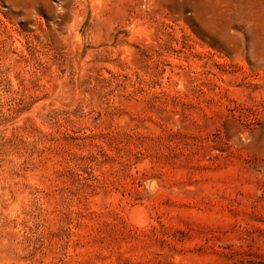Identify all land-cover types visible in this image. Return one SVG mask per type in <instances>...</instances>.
<instances>
[{
  "label": "rangeland",
  "instance_id": "1",
  "mask_svg": "<svg viewBox=\"0 0 264 264\" xmlns=\"http://www.w3.org/2000/svg\"><path fill=\"white\" fill-rule=\"evenodd\" d=\"M0 264H264V0H0Z\"/></svg>",
  "mask_w": 264,
  "mask_h": 264
},
{
  "label": "bare ground",
  "instance_id": "2",
  "mask_svg": "<svg viewBox=\"0 0 264 264\" xmlns=\"http://www.w3.org/2000/svg\"><path fill=\"white\" fill-rule=\"evenodd\" d=\"M130 216L136 221V222H143L144 220V213L142 209L134 208L132 209ZM134 223V222H133Z\"/></svg>",
  "mask_w": 264,
  "mask_h": 264
}]
</instances>
